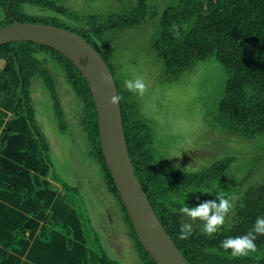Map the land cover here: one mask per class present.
I'll use <instances>...</instances> for the list:
<instances>
[{"label": "trees", "instance_id": "1", "mask_svg": "<svg viewBox=\"0 0 264 264\" xmlns=\"http://www.w3.org/2000/svg\"><path fill=\"white\" fill-rule=\"evenodd\" d=\"M24 4L69 16L73 22L60 21L57 17L40 21L80 34L106 61L112 75V39H107L106 33L121 32L158 16L150 45L162 61L165 76L175 79L195 61L214 56L227 74L215 121L223 130L248 140L264 137V0H174L161 11L157 6L148 5L147 0H135L128 9L105 17L90 14L84 22L75 11L57 5L54 0H0L4 15L0 26L14 19L23 22L25 14L21 13L20 6ZM27 19L30 23L38 22L34 17ZM40 51L51 55L63 69L66 82L81 105L77 123L88 155L100 165L105 189L117 199L141 259L145 264H156L136 236L105 163L97 110L86 79L63 55L32 42H10L0 46V61H4V66L0 67V232L12 226L14 231L10 234L14 235L15 243L25 242L28 233L29 239L44 244L45 247L38 250L45 256L39 257L37 264L84 262L65 235L56 229L61 225L51 219L50 208L60 194L48 179L51 169L48 144L31 106L29 88L34 77H40L48 88L59 127L65 130L67 124L54 78L38 56ZM115 83L134 173L163 228L184 257L192 264H264V235H259L255 241L257 250L245 257L234 258L231 250L221 247L224 239L247 234L256 219L264 217V180L237 196L229 192L209 193L211 188L226 181L234 162L230 155L200 171H162L153 158L151 128L141 118L132 92ZM245 178L231 186L237 190ZM62 186L68 187L66 183ZM216 196L229 199L233 207L218 232L208 237L203 234V222L193 221L181 212V208L185 203L193 207L205 200H214ZM8 209H14V213H7ZM183 223L193 226L187 239H180L178 235ZM7 260H11L9 250L2 246L0 264ZM18 261L14 256V264ZM97 262L114 264L105 253Z\"/></svg>", "mask_w": 264, "mask_h": 264}, {"label": "rangeland", "instance_id": "2", "mask_svg": "<svg viewBox=\"0 0 264 264\" xmlns=\"http://www.w3.org/2000/svg\"><path fill=\"white\" fill-rule=\"evenodd\" d=\"M54 1L75 11L84 22L90 14L105 17L128 9L135 0ZM173 1L147 0V3L161 11ZM20 10L25 14L22 18L24 23H30L29 17L37 18L35 23L42 24L44 22L40 20L47 17H57L65 22L70 20L69 16L42 11L32 5H21ZM3 17L0 10V20ZM158 18L156 16L121 32L106 33L105 37L112 39L110 49L114 79L122 87L126 79L144 80L147 86L144 95L132 92V96L138 104L141 118L151 128L153 158L162 171H200L230 155L234 157V162L226 181L209 192H229L237 196L249 186L264 180V137L248 140L223 130L215 121L227 74L214 56L195 61L175 79L165 76L162 61L150 45ZM38 56L44 60L54 78L67 124L65 130L59 127L50 92L40 77H34L29 88L31 106L48 144L51 166L48 179L52 188L60 194L58 201L49 209L52 221L61 225L56 229L70 241L76 254L82 256V264H100L97 258H101L103 253L114 264H145L130 236L117 199L105 189L100 165L88 155L77 123L81 109L79 100L67 84L63 69L51 55L40 51ZM2 66L4 61H0ZM177 164L180 167H175ZM243 178L242 184L235 190L232 183ZM62 183L68 187L62 186Z\"/></svg>", "mask_w": 264, "mask_h": 264}, {"label": "water", "instance_id": "3", "mask_svg": "<svg viewBox=\"0 0 264 264\" xmlns=\"http://www.w3.org/2000/svg\"><path fill=\"white\" fill-rule=\"evenodd\" d=\"M10 42H32L52 48L81 72L96 106L105 163L141 245L156 264H192L163 228L134 173L120 102L117 105L109 103V97L118 94V89L106 61L98 51L80 34L63 27L16 20L0 26V46Z\"/></svg>", "mask_w": 264, "mask_h": 264}, {"label": "clouds", "instance_id": "4", "mask_svg": "<svg viewBox=\"0 0 264 264\" xmlns=\"http://www.w3.org/2000/svg\"><path fill=\"white\" fill-rule=\"evenodd\" d=\"M178 35V34H177ZM124 87L129 91L143 96L147 86L143 79H126ZM120 97L118 94L109 97V103L117 105ZM175 156V155H174ZM173 157V156H172ZM177 157V156H175ZM175 167H180L179 164ZM196 191H193V193ZM210 193V192H209ZM233 207L229 199L216 196L214 200H205L193 207L186 203L181 208V212L193 221L199 219L203 222L202 231L208 237H213L219 228L224 224L225 217ZM193 232L191 223H183L178 233L180 239H187ZM259 235H264V217H258L252 229L245 235L238 237H228L221 242V247L227 251L231 250L232 257H245L257 250L256 239Z\"/></svg>", "mask_w": 264, "mask_h": 264}, {"label": "crops", "instance_id": "5", "mask_svg": "<svg viewBox=\"0 0 264 264\" xmlns=\"http://www.w3.org/2000/svg\"><path fill=\"white\" fill-rule=\"evenodd\" d=\"M9 206V205H7ZM7 213H14V209H8ZM14 231V228L10 226V228H6L5 232H0V247L7 246L11 260H7V263H1V264H14V256L18 258V264H37L40 259H43L45 254L44 252H39L38 248L42 249L45 247L44 244H42L40 241H37L34 238L29 239L28 233L25 239V242L23 243L21 240V243H15L14 242V235L10 234ZM7 236V237H5ZM6 243V245H4ZM15 250V251H14ZM40 253V254H39ZM40 257V259H39ZM42 257V258H41Z\"/></svg>", "mask_w": 264, "mask_h": 264}]
</instances>
